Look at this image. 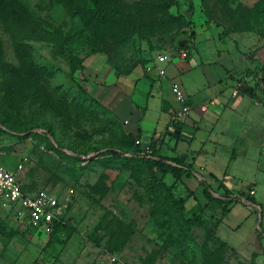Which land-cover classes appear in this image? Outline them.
Returning <instances> with one entry per match:
<instances>
[{"label":"rangeland","instance_id":"obj_1","mask_svg":"<svg viewBox=\"0 0 264 264\" xmlns=\"http://www.w3.org/2000/svg\"><path fill=\"white\" fill-rule=\"evenodd\" d=\"M166 1L0 0V123L9 133L2 162L11 169L23 165L17 176L26 190L47 189L65 204L61 222L50 227L9 220L0 236V264H115L113 255L122 264H264L259 213L251 206L239 202L216 226L221 205L211 202L197 222L195 196L182 214L138 157L96 152L134 149L115 114L93 95V69L122 70L149 55L175 53L192 29L223 39L212 40L213 51L202 56L209 55L214 73L229 84L230 61L219 59L217 48L231 44L234 66L244 55L242 78L245 62L254 70L264 63V0ZM258 95L264 100V91ZM229 116L236 120L229 130L264 128L258 111L254 122L243 119L242 109ZM31 126L46 128L61 148L43 133L23 132ZM173 140L178 151L194 154L197 165L210 162L195 144ZM248 142L239 135L236 151ZM218 148L215 166L237 170L235 181L246 191L259 176L264 204V170L255 173L256 163L246 162L244 152L228 168L233 147ZM70 149L90 154L73 156ZM250 156L258 153L253 149ZM165 179L172 182V174ZM174 192L187 194L179 183ZM206 226L216 234L208 235Z\"/></svg>","mask_w":264,"mask_h":264},{"label":"crops","instance_id":"obj_2","mask_svg":"<svg viewBox=\"0 0 264 264\" xmlns=\"http://www.w3.org/2000/svg\"><path fill=\"white\" fill-rule=\"evenodd\" d=\"M200 32L202 33L201 29L195 31V36L190 40L188 48L182 46L175 53H167L165 61L160 62L156 55H149L145 60H137L122 70L114 71V68L111 69L108 66L93 69L96 72L94 76L98 81L93 85L92 93L115 114L117 121L121 123L127 133L134 135L140 133L144 143L150 142L152 139L157 142L163 140L162 143L158 142V145H162L163 153L171 157L186 154V162L192 163L198 173V177L183 175L182 182H179L180 185L186 187L187 194L186 196L182 195L186 202L191 196H195L196 201L199 200L201 203L206 201L199 178L206 180L212 186L213 194L216 196L224 192L221 182L235 194L245 191L248 197L256 202V204H246L259 213L260 222L258 225L262 231H258L256 237L264 247L263 195L258 192L257 187L258 184L263 186V183L260 182L261 179L255 174L254 183L246 191L242 184H237L235 181L237 170L228 171L227 168L221 170L215 166L218 149H220L218 147L223 146L227 149L233 147L232 156L227 164L228 168L230 163H236L238 157H241L240 153L244 152L243 154L247 156L246 162L256 163L258 170L255 173L264 170L262 162L264 158V128L260 131L257 129L253 131L252 125L249 124V132L246 128L243 130L244 132L242 129H228L230 121L236 123L229 113L238 109H242L243 119H246L247 122L248 120L254 122V119H251L252 112L258 111L261 114L259 119L263 120L264 124V114H262L264 100L258 95L259 89L254 87L255 83L248 80V75L255 74L257 69H251V64L245 62L247 69L244 70L245 77L242 78V73L238 69L244 63L242 58L244 55L239 56L241 59L238 57L241 64L234 66V59L230 51L231 44L227 48H217L219 59H226L231 64V67H226L228 70L225 77H232L233 82L229 84L226 79H223L225 80L223 84L220 73H214L211 65L213 62L209 59V55L202 56L205 52L213 51L214 47L209 45L212 40L223 39L219 35L205 36ZM183 50H186V55H183ZM193 50L197 51L198 54H195L197 56H194ZM239 53L241 54V52ZM237 56L238 54L235 58ZM238 59L237 61H239ZM150 64L154 66L151 71H148L147 66ZM160 67L165 69L166 74L163 76L158 73ZM173 82L179 83L183 89L186 97L184 101L179 100L173 92L171 87ZM259 86L262 87L263 84L260 83ZM187 105L189 106L187 113L179 115L178 113ZM203 106L204 109H202ZM178 133H180V139L195 144L196 149L194 150L201 153V156L208 157L210 162L197 165V159H191V157H195L194 154L191 156L188 150L178 151L179 141L173 140V137L175 138ZM219 133L222 134L221 137H219ZM239 135H246L249 142L241 150L236 151ZM171 149H173L172 153ZM253 149L258 153L257 159L250 156ZM188 190L194 191V194H189ZM251 190L254 192L251 193ZM238 203H231L229 212ZM9 220L17 224L13 215L7 217L1 228L0 236L4 235L3 231ZM26 225L30 226L27 223Z\"/></svg>","mask_w":264,"mask_h":264},{"label":"trees","instance_id":"obj_3","mask_svg":"<svg viewBox=\"0 0 264 264\" xmlns=\"http://www.w3.org/2000/svg\"><path fill=\"white\" fill-rule=\"evenodd\" d=\"M176 0H167L168 3H175ZM99 14H103L102 11H98ZM107 15V14H106ZM195 36V30L192 29L189 37L183 41L184 47H189L190 40H192V37ZM256 76L259 79H256L255 82L256 89L264 91V63L258 62L257 64V70L255 71ZM260 83L263 84L262 87H260ZM1 124V123H0ZM3 126V124H1ZM23 132H36V133H43L45 134L51 141L54 147L61 148V144H59L54 137L49 133V131L42 127V126H31L29 128H26ZM5 133H8L6 130H4V127L1 129V134L5 135ZM9 134V133H8ZM127 136L131 140L129 142V145L133 147V154L126 150H120V149H114V148H106V149H98L96 152H99V154L102 153H117L120 155H130V156H136L144 162L148 170L150 172V175L160 184L162 189L165 192V195L169 202L174 205L182 214L185 213L186 206L185 202L186 199L184 197H177L174 192V187L177 183L182 182V176L187 175H195L198 177L197 171L194 169L192 163H187L185 159H187L186 154L184 155H177V156H169L163 153V147L162 145H158V142L162 143L163 140H159L158 142L156 140H151L148 144L143 142H137L138 139H141V134L138 133L136 135L127 133ZM180 133L177 134L176 138L180 139ZM9 147L8 145L6 146ZM147 149H150L148 152ZM71 155L73 156H87L90 154V152H85V154H80L73 151L72 149L69 150ZM144 151V153H142ZM93 155V154H92ZM97 154H94V156ZM170 172L173 176L172 182H167L165 179V175ZM199 183L203 187V194L205 195L206 201L204 203H201L199 200L197 201L198 204V214L195 216V221L202 222V218L200 217L201 214H206V208L208 207V204L211 202H218L221 205V216L217 219H215V225H219L222 218L229 212V205L233 202H243V203H250V204H256L254 200H252L250 197H248V194L244 192H241L239 194H235L231 192V190L224 185L221 182V186L224 188L223 193H219L218 196L214 195L212 186L204 179L199 178ZM189 194L193 195L194 191L188 190ZM62 217L60 218V221L55 220L54 223L57 221L56 224L61 222ZM206 232L208 235L216 234V229L213 227L206 226L205 227Z\"/></svg>","mask_w":264,"mask_h":264},{"label":"built area","instance_id":"obj_4","mask_svg":"<svg viewBox=\"0 0 264 264\" xmlns=\"http://www.w3.org/2000/svg\"><path fill=\"white\" fill-rule=\"evenodd\" d=\"M183 55H186V50H183ZM157 59L160 62L165 61L167 55L158 54ZM153 66L152 64L148 65L147 70L151 71ZM158 73L162 76L166 74L163 67L158 68ZM171 87L179 100L184 101L186 99L179 83L173 82ZM188 108V105L184 106L178 114H186ZM204 108L203 106L202 109ZM2 128L3 126L0 124V233L7 217L11 215L14 216L15 220L27 223L35 229L43 226L50 227L55 220H59L62 216L65 204H62L58 197L47 189H39L34 192L26 190L17 176V171L23 165L18 164L15 169H11L2 162L4 148L8 145L3 142ZM137 142L144 143L142 139H138ZM147 151L149 152L150 149ZM253 192L251 190V193ZM111 261L115 264H122L115 255L111 257Z\"/></svg>","mask_w":264,"mask_h":264}]
</instances>
